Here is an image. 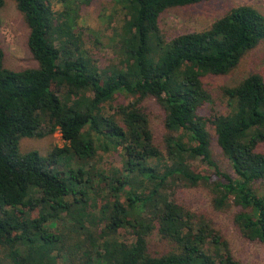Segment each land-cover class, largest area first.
I'll return each instance as SVG.
<instances>
[{"label":"trees","instance_id":"1","mask_svg":"<svg viewBox=\"0 0 264 264\" xmlns=\"http://www.w3.org/2000/svg\"><path fill=\"white\" fill-rule=\"evenodd\" d=\"M12 1L36 66L6 69L0 45V263L243 264L171 186L207 185L215 209L237 207L240 237L264 244V73L221 89L228 115H200L212 98L204 78L229 74L264 44L259 10L233 7L209 28L166 41L164 12L209 0H114L123 13L114 33L119 61L100 70L78 26L89 0H59L57 12L53 0ZM119 95L149 96L162 108L161 147L139 105L112 106ZM208 124L234 176L214 161ZM56 132L63 145L46 156L19 149L22 138ZM98 152H117L121 168L96 167Z\"/></svg>","mask_w":264,"mask_h":264},{"label":"rangeland","instance_id":"2","mask_svg":"<svg viewBox=\"0 0 264 264\" xmlns=\"http://www.w3.org/2000/svg\"><path fill=\"white\" fill-rule=\"evenodd\" d=\"M1 1L0 45L5 55L4 67L13 71L33 68L36 66V62L27 48L28 28L23 17L17 11L12 0ZM241 5L252 6L264 15V0H209L197 5L170 9L164 12L159 22L162 37L164 40L170 41L180 34L201 32L209 28L230 8ZM115 6L114 0H89L88 4L80 7L78 26L83 29L85 47L100 70L109 69L117 65L119 61L114 33L123 22V13ZM52 9L56 12L61 9L59 0H53ZM256 71L264 73V44L248 52L239 65L229 74L221 77L207 75L204 78L205 87L210 91L212 98L211 102L200 111V115L205 119L228 115L230 108L227 106V100L222 95L221 89L237 85L247 75ZM129 103H135L142 108L149 121L154 143L161 147L165 118L162 108L149 96L119 95L112 102V106H125ZM108 109V106H105L104 112L109 114L111 110ZM207 129L212 137L211 150L214 161L222 171L234 176L228 160L216 144L213 129L209 124ZM92 137L94 136L92 135ZM62 145L61 136L59 132H56L52 136L42 138H22L19 142V149L22 153L34 150L46 156L53 147H61ZM95 165L105 170L121 168V156L117 152L107 154L98 152ZM194 166L196 171L202 174L211 171L209 167L200 163H194ZM171 189L177 203L193 212H203L213 222L214 228L227 242L232 255L237 260L243 264H264V244L248 242L241 238L232 222L233 214L238 210L237 207L229 205L224 210L215 209L212 204L213 195L207 185L178 190L171 186ZM38 212L35 211L33 216H37ZM120 238L130 240V235L127 231L122 230ZM149 241L153 255L162 252V244L154 236V233L149 237Z\"/></svg>","mask_w":264,"mask_h":264}]
</instances>
